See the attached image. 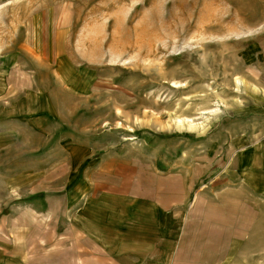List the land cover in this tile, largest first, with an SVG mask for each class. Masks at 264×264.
Wrapping results in <instances>:
<instances>
[{
	"label": "rangeland",
	"instance_id": "374dc122",
	"mask_svg": "<svg viewBox=\"0 0 264 264\" xmlns=\"http://www.w3.org/2000/svg\"><path fill=\"white\" fill-rule=\"evenodd\" d=\"M0 118L58 169L183 177L188 219L233 234L185 264H264V0H0Z\"/></svg>",
	"mask_w": 264,
	"mask_h": 264
},
{
	"label": "crops",
	"instance_id": "0c3cea01",
	"mask_svg": "<svg viewBox=\"0 0 264 264\" xmlns=\"http://www.w3.org/2000/svg\"><path fill=\"white\" fill-rule=\"evenodd\" d=\"M5 121L0 118V264H185L186 237H233L231 228L212 230V218L188 219L183 177L174 185L164 178L153 189L151 178L116 157L87 154L80 164L70 155L58 169L40 147L25 150L18 124ZM259 146L246 151L255 155ZM248 159L236 170L252 166ZM58 174L66 178L59 188Z\"/></svg>",
	"mask_w": 264,
	"mask_h": 264
}]
</instances>
